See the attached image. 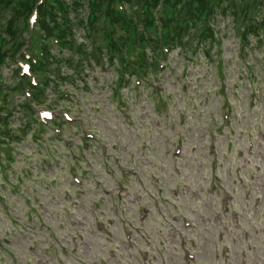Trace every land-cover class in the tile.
<instances>
[{
    "label": "rangeland",
    "instance_id": "rangeland-1",
    "mask_svg": "<svg viewBox=\"0 0 264 264\" xmlns=\"http://www.w3.org/2000/svg\"><path fill=\"white\" fill-rule=\"evenodd\" d=\"M238 43L228 30L214 60L175 54L120 96L113 71L94 67L88 89L58 101L78 119L58 135L54 124L21 131L15 111L20 140L1 143L0 160L21 191L0 180V264H264V56L249 50L247 67Z\"/></svg>",
    "mask_w": 264,
    "mask_h": 264
},
{
    "label": "trees",
    "instance_id": "trees-1",
    "mask_svg": "<svg viewBox=\"0 0 264 264\" xmlns=\"http://www.w3.org/2000/svg\"><path fill=\"white\" fill-rule=\"evenodd\" d=\"M34 9L36 24L30 32ZM228 30L238 36L246 56L251 48L258 55L264 52V0H0V146L20 140L10 129L15 111L14 120L26 133L36 124L17 74L16 57L22 56L27 37L31 48L42 52L31 68L45 77V88L33 96L44 102L45 90L88 89L87 77L96 66L113 71L116 95L134 77L148 76L150 70L158 74L161 62L167 68L175 54L190 60L202 51L214 60ZM15 92L18 99L10 94Z\"/></svg>",
    "mask_w": 264,
    "mask_h": 264
}]
</instances>
